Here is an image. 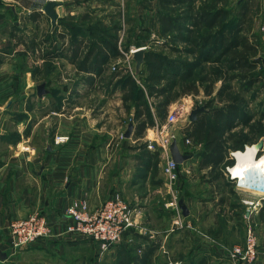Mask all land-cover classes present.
I'll return each instance as SVG.
<instances>
[{"label":"crops","instance_id":"0c3cea01","mask_svg":"<svg viewBox=\"0 0 264 264\" xmlns=\"http://www.w3.org/2000/svg\"><path fill=\"white\" fill-rule=\"evenodd\" d=\"M48 1L0 0V253L6 254L0 264H163L158 258L164 246L157 235L168 233L166 236L173 240L168 251L176 254L182 234L175 227L177 216L183 219L188 235L180 263L208 264L211 254L228 257L234 245L244 244L251 218L255 220L250 215L251 205L245 201L248 198L231 193L242 188L231 179H223L227 172L219 167L214 178L211 167L202 163V150L197 157L181 150L191 157L179 163L178 180L172 186H162L161 166L143 147L155 136L156 127L148 125L137 133L146 113L152 115L155 124L160 121L154 115L162 111L161 96L150 86L139 84L148 105L142 102L135 110L128 103L134 91L129 77L138 75L131 74L127 65L134 62L129 50L146 45L150 49L156 38L169 35L162 29L161 15L177 12L184 5L173 1L166 5L165 0H56L57 18L53 22L45 11ZM237 1L236 10L241 13L251 8L248 4L252 6V0ZM220 19L221 13L215 26ZM247 19L237 21L242 26L239 32L258 44L255 58L264 64L258 41L244 33ZM201 53L204 55L203 50ZM170 60L174 62L171 70L176 72V86L182 80V67L176 68V60ZM206 75L210 77V73ZM186 79L182 80L181 92L195 78ZM199 80L195 83L197 92L182 93H216L221 97L222 77L215 79L220 83H214L209 95L201 77ZM42 82L48 92L40 96L37 87ZM164 83L161 80L160 85ZM127 95L130 98L126 99ZM182 107L187 112L191 108ZM141 109L146 113L138 117L136 111ZM131 121L132 134L125 136ZM184 134L193 139L189 131L180 132L179 148L181 142L184 144ZM198 143L203 146L198 141L194 145ZM195 167L207 173L206 180H197ZM227 169L230 172V167ZM117 191L135 209L136 223L105 253L95 240L63 231L70 220L66 214L69 204L86 197L95 208ZM181 200L189 210L187 215ZM33 212L46 216L54 235L14 248L9 223ZM259 247L264 255V236Z\"/></svg>","mask_w":264,"mask_h":264},{"label":"rangeland","instance_id":"374dc122","mask_svg":"<svg viewBox=\"0 0 264 264\" xmlns=\"http://www.w3.org/2000/svg\"><path fill=\"white\" fill-rule=\"evenodd\" d=\"M252 6L248 4L246 11H243L242 13L237 9L238 1L237 0H224L222 3L216 2V0H196V6H205L206 10H219L221 13V21H219V24H217L213 29L207 30L204 29V32L206 34H216L221 33L223 30L227 32H231V30L235 29L238 25L237 21L242 20L245 17H248L247 19V27L244 31V33H249L251 36H254L256 41H258L262 52L264 51V0H252ZM244 10V9H243ZM169 12V11H168ZM171 12H173L171 10ZM174 14V13H173ZM225 23V24H222ZM239 22V21H238ZM171 36V37H170ZM152 36H149L147 39L150 40V43L153 41ZM177 37H173L171 33L169 35H166L165 38H156L151 44L150 49H146L148 53L146 54V59L144 61V64L142 66V69L138 75H135L136 78L133 76V87L135 84L137 85H143L145 88H149L151 84H156L157 81L152 79V70L148 67L147 57L149 56V52L152 51L155 54H158L159 56H165L168 60L171 58H174L176 60L175 62L179 65V67H182L180 75L181 79L185 80H192L198 78L196 82L200 81V77L206 75L207 73L211 74V71L213 69H218L222 74V83H224V73L225 68L221 62L215 63L214 61H203L201 49L198 47H194L193 45H190L186 42H182L179 39H176ZM149 46V45H148ZM147 45L145 46V48ZM193 50V51H192ZM129 56L131 55L129 50ZM133 54V53H132ZM264 54V53H262ZM133 59V57H132ZM134 61V59H133ZM156 63V60H155ZM127 65L129 66V69L131 68V74L135 73V61L133 63L128 62ZM128 73L130 71L128 70ZM127 73V74H128ZM129 75V74H128ZM212 78H214V75H211ZM138 78L140 80H138ZM220 78V77H219ZM182 80H179L175 88H173L171 93V104L168 106V111L166 114L163 115V111L156 112L154 116H157V118L160 120L158 123L162 124L167 120L168 114L172 111H178L177 119L176 121L171 125V129H174L180 136V132H185L190 130V118L189 114L191 111V108H195L196 105H203L205 106L206 113L210 114L211 111L214 108H220L226 105V103L233 102V98L236 96L242 100L240 103V110L243 111L244 116L247 119V122L244 121H238V123L235 124L234 128L231 130V133L226 132V136L228 137V140L226 142L227 145V151H226V160L223 161V163L219 166V170L227 172V175H225V178L232 181L233 184L240 187L239 185V179L234 176L231 169L236 165V152L238 150H245L247 145H252L254 143H258L260 141L263 142V145L261 149L258 150L257 158H260L264 155V83L258 82L255 84H252L251 86H246L244 88L243 85H241V81L238 78H228L225 79V95L223 97H217L216 93H213L210 96L207 95H199L194 96L191 94L185 95L181 92V86H182ZM165 82V80H163ZM216 82V81H215ZM214 82V83H215ZM220 83V81H217L216 84ZM160 84V83H159ZM206 84V83H205ZM139 85L138 89L137 86L134 87V91L132 93V99L128 101L130 105L133 106V108L136 110L138 107H142V102L147 104V99L145 98L144 94V88H142ZM215 85V84H214ZM222 86V84H221ZM131 85V88H133ZM231 94V95H230ZM228 95L233 96L232 99L228 100ZM141 96V97H140ZM230 97V98H231ZM151 98V97H150ZM153 98V97H152ZM155 99V97L153 98ZM159 100L161 98L159 97ZM185 105L186 109L182 107V105ZM129 105V106H130ZM148 105V104H147ZM132 109V114L135 113V110ZM170 111V112H169ZM203 111V110H201ZM238 120V119H237ZM155 125V126H154ZM153 126L156 127L157 123ZM152 126V127H153ZM230 134H233L230 137ZM181 142V141H180ZM195 141L193 140V144H187L184 142H181L180 150H184L186 152H189L193 154V156L197 157V152L200 150H203V146L198 143L197 145H194ZM157 163L161 166L160 171V178L159 182L162 186H170L166 184L163 174V164L164 159L160 157V160L157 161ZM227 167H230V172L228 171ZM195 172V173H194ZM218 172V171H217ZM215 172V173H217ZM219 173V172H218ZM246 174H250L249 170L246 169ZM194 176H196L197 180H206L207 173L204 171H201L197 169L196 167L193 170ZM213 177H216V174L213 175ZM189 180V179H188ZM241 188V187H240ZM163 190L167 191L166 188L163 187ZM166 193V192H165ZM235 195L239 197H247L248 199H245L246 203L251 205L250 208V215L255 216V220H252L251 218V224L253 228L255 229L256 234H258V242L260 245V239L263 240L264 236V207H261L264 204V195L257 193L256 191H245V189L242 187V189L236 190ZM244 197V198H245ZM173 204V203H172ZM163 205H168L167 203ZM178 207V202H177ZM263 209V210H262ZM262 210V211H261ZM171 212L173 210H170ZM253 221V222H252ZM185 223L183 225H175V227L179 230H182V234L178 239V244H176L177 253L175 254L172 251L169 250V245H173V240H169V238L166 236L168 233L161 232L159 235L161 240V244L164 246L162 248V252L159 256V261L163 264H171L178 263V264H188L187 262L180 263V259H184L185 257V248L184 243L187 239L188 235L186 234L185 229ZM160 229H163L164 227H159ZM167 228V227H166ZM247 232V231H246ZM247 234V233H246ZM261 237H260V236ZM155 236V238L157 237ZM154 238V239H155ZM158 240V238L156 239ZM260 249V247H259ZM259 250V254H260ZM211 253V252H210ZM263 255V252H261ZM229 259L227 260V258ZM228 257H222L218 256L214 257L210 256V262L208 264H234V260L230 257V252L228 254ZM260 258V256H259ZM201 258H198L200 261ZM261 259V258H260ZM176 261V262H175ZM261 264H264V255L262 256V259L260 260Z\"/></svg>","mask_w":264,"mask_h":264},{"label":"trees","instance_id":"16d2710c","mask_svg":"<svg viewBox=\"0 0 264 264\" xmlns=\"http://www.w3.org/2000/svg\"><path fill=\"white\" fill-rule=\"evenodd\" d=\"M171 1L184 5V7L177 12L169 11L161 15L163 21L162 29L164 32L171 33L173 37H177L176 39L185 41L194 47L202 48L204 54L202 56L204 59L214 61L221 60L225 68L223 76L225 79L226 77L238 78L244 88L254 83H264V64L262 63V59L255 58L258 52V44L252 42L247 35L239 32L242 28L241 24H238L231 32L224 30L222 33L206 34L204 29L211 30L215 27L220 16L219 11L206 10V5L204 8L203 6H196V0H165L166 5ZM147 62L149 69L153 72L151 76L152 79L156 80L158 83L151 84L150 89L154 90L156 95L161 96L159 107L160 110L165 111L166 106L171 102V93L176 84L174 76L176 72L171 70L174 62L152 51L149 52ZM175 67L180 68L177 63H175ZM171 73H173V76L170 75ZM211 75H214V78H212ZM219 77H222V74L218 69H213L210 77L208 75L201 77L203 84L206 83L204 84V91L206 94L209 95L214 91L215 79ZM131 79L132 77L130 76L129 84L132 83ZM225 79L218 91V95L221 97L226 94ZM161 80H165L163 85L159 84ZM194 80L186 83L182 89L183 93L198 91ZM131 85L133 87V84ZM230 97L231 96L228 95L227 99L230 100L233 98V96ZM238 97L236 96L233 98V102L228 101L223 107L214 108L210 114L204 111L200 112L198 117L190 122V128H188L190 130L189 133L195 141L203 143V150L200 153L203 158L202 163L205 166L211 167L210 171H212V174H218L217 168L226 158V142L228 140L226 132L231 133L235 124L238 123L237 119L247 122L243 111L240 110V103L242 100ZM127 98H130V96L127 95L126 99ZM136 112L138 117L146 113L144 109ZM154 124L155 121L152 115L146 113V117L141 119L138 123L137 133H142L145 127ZM232 135L233 134H230V137ZM143 147L147 148L146 142L143 143ZM151 154L155 156L156 162L160 160L158 152L151 151Z\"/></svg>","mask_w":264,"mask_h":264},{"label":"built area","instance_id":"2783aa9c","mask_svg":"<svg viewBox=\"0 0 264 264\" xmlns=\"http://www.w3.org/2000/svg\"><path fill=\"white\" fill-rule=\"evenodd\" d=\"M139 48L141 47L131 48L130 53L132 54ZM177 112H171L164 123H158L155 136L146 140L147 148L158 152L159 156L164 159V179L170 186L179 177V163L172 158L170 151L172 141H179V134L171 129V125L177 119ZM57 138L64 139L63 137ZM183 140L187 144H193V139L187 134H184ZM66 214L70 220L66 222L63 231L76 237L95 240L99 243L102 253L119 242L124 233L136 223L135 209L118 191L95 208L90 206L88 198H81L66 207ZM174 223L184 224L180 216L176 217ZM8 232L10 243L14 248H22L41 237L54 235L46 216L39 212L14 218L8 225ZM229 252L231 259L235 261L234 264H261L258 237L252 224L248 225L244 244L234 245Z\"/></svg>","mask_w":264,"mask_h":264},{"label":"water","instance_id":"95a60500","mask_svg":"<svg viewBox=\"0 0 264 264\" xmlns=\"http://www.w3.org/2000/svg\"><path fill=\"white\" fill-rule=\"evenodd\" d=\"M57 4H58V2L56 0H49L45 6V11L52 18L53 22H55L56 18H57V13L55 10V7ZM145 52H146L145 47H141V48H139L133 52V59L135 61V72H136V74H139L141 69H142V66H143L144 61H145ZM263 62H264V58H263ZM37 90H38L37 93L40 96L47 93L48 90L46 89L45 82L39 83ZM201 110H206L205 106L202 105V106H197V107L193 108L189 114V118L191 120H195L197 118L198 112ZM133 128H134V124L131 121V122H129L128 128L125 132V136H131ZM262 145H263V142L260 141L258 143L252 144L251 146H253L255 148L256 152L258 153V150L261 149ZM170 151H171L172 158L178 163H182L184 160L191 157V154L183 153L180 150L177 140L172 141V143L170 145ZM180 206L183 210V214L187 215L189 210H188L187 206L183 203L182 200L180 201ZM0 255H1V259H4L6 257V254L4 252L0 253Z\"/></svg>","mask_w":264,"mask_h":264},{"label":"bare ground","instance_id":"6f19581e","mask_svg":"<svg viewBox=\"0 0 264 264\" xmlns=\"http://www.w3.org/2000/svg\"><path fill=\"white\" fill-rule=\"evenodd\" d=\"M236 159L231 171L238 177L240 187L264 195V155L257 158L255 148L248 145L245 150L236 152ZM246 169L250 174L245 173Z\"/></svg>","mask_w":264,"mask_h":264}]
</instances>
